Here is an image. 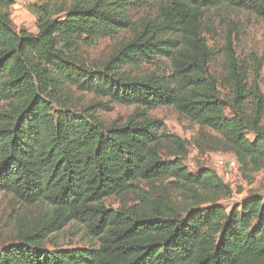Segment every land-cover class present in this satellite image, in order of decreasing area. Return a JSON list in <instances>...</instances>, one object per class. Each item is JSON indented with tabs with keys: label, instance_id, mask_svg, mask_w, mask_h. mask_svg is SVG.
Segmentation results:
<instances>
[{
	"label": "trees",
	"instance_id": "obj_1",
	"mask_svg": "<svg viewBox=\"0 0 264 264\" xmlns=\"http://www.w3.org/2000/svg\"><path fill=\"white\" fill-rule=\"evenodd\" d=\"M14 5L0 0V194L40 215L0 264H264V194L228 209L233 191L215 171L190 174L183 152L162 160L164 123L147 114L174 108L217 134L245 178L264 170L262 65L241 63L229 42L220 82L203 31L210 10L264 19V0H40L37 34L16 30ZM121 34L100 67L77 59ZM75 93L95 100L78 109ZM110 105L137 111L106 125L98 111ZM142 182L164 187L132 208L104 205ZM72 222L99 244L46 249Z\"/></svg>",
	"mask_w": 264,
	"mask_h": 264
},
{
	"label": "rangeland",
	"instance_id": "obj_2",
	"mask_svg": "<svg viewBox=\"0 0 264 264\" xmlns=\"http://www.w3.org/2000/svg\"><path fill=\"white\" fill-rule=\"evenodd\" d=\"M11 16L17 31H28L37 34V19L33 7L40 0H14ZM148 10L145 8L139 15ZM204 25V37L210 49L214 53V60L210 65L213 76L220 79L225 75V56L230 42L235 57L241 62L250 64L252 69L262 65L260 75L261 88L264 92V19L246 11L232 8H221L206 12ZM121 34L117 38L100 40L92 47H81L78 58L87 66L96 68L107 62L120 48ZM256 63V65H255ZM145 71L151 70L146 67ZM251 75V80H253ZM75 104L82 109L89 106L95 97L92 95L74 94ZM111 110H101L99 116L103 123L110 125L113 122L125 123L136 111L137 107L110 105ZM147 114L164 123L161 135V157L163 161H175L177 153L183 152V164L190 174L198 176L203 170L215 171L218 177L231 187L233 195L230 199L222 200V204L228 209L233 204L239 205L250 193L264 194V170L245 178L241 174L240 165L236 157L229 152L223 151L218 141L219 136L207 128L193 123L182 116L174 108L161 107L147 111ZM252 140V137L249 135ZM183 150V151H182ZM178 158V160H181ZM166 182L164 186L170 184ZM160 184L152 185L142 182L124 197H112L105 200L104 205L111 210H119L127 207L132 208L140 204L141 192L150 194L156 198L160 194ZM172 198L178 199V195L172 194ZM248 198V197H247ZM38 207H28L16 203L12 197L0 194V249L14 244L18 240V234L28 229L39 218ZM98 240L91 236L87 229L72 222L62 230L51 234L45 242V248L69 249L96 247Z\"/></svg>",
	"mask_w": 264,
	"mask_h": 264
}]
</instances>
